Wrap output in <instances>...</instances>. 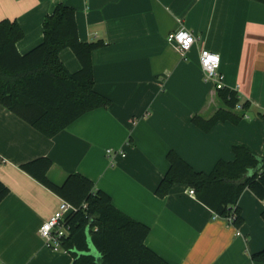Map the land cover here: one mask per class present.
Returning <instances> with one entry per match:
<instances>
[{"label": "crops", "instance_id": "1", "mask_svg": "<svg viewBox=\"0 0 264 264\" xmlns=\"http://www.w3.org/2000/svg\"><path fill=\"white\" fill-rule=\"evenodd\" d=\"M61 3L75 8L81 41H105L92 53L95 89L111 104L85 113L53 137L0 104V180L10 189L0 203V260L73 262L68 251L48 247L39 231L63 198L21 167L49 157L53 182L62 184L76 172L91 179L116 207L150 227L147 245L171 264H256L252 255L264 249V199L250 188L239 199L240 226L216 215L185 183L174 184L165 197L156 189L172 150L206 173L220 159L234 160L236 144L264 156V3L0 0V21L17 19L24 31L17 43L21 53L43 41L45 17ZM179 27L198 39L186 58L168 41ZM202 48L220 54L225 86L249 102L247 109L234 110L243 114L238 123L220 120L209 131L193 117L208 119L224 104L204 81ZM60 57L70 71L80 69L72 49ZM90 251L101 256L92 243Z\"/></svg>", "mask_w": 264, "mask_h": 264}, {"label": "trees", "instance_id": "2", "mask_svg": "<svg viewBox=\"0 0 264 264\" xmlns=\"http://www.w3.org/2000/svg\"><path fill=\"white\" fill-rule=\"evenodd\" d=\"M43 27V41L21 53L17 46L24 36L20 23L9 18L0 21V104L53 137L85 113L110 106L111 100L95 89L92 53L105 41L80 40L75 8L58 4L45 17ZM66 48L80 61L79 70L70 71L61 60ZM216 90L224 106L208 119L198 114L193 117L206 131L220 120L238 123L243 114L234 110L239 104L242 111L249 107L248 101H240L238 91L228 87ZM233 151L234 160L220 159L209 173L196 170L170 151V167L156 194L165 197L174 184L185 183L216 215L227 218L235 212L234 225L240 226L243 219L238 203L243 191L250 188L264 199V156L245 144L234 145ZM52 164L49 157H38L21 167L74 206L65 217L68 232L62 245L72 255V264H171L147 245V224L116 207L110 194L81 173L70 174L62 184L53 182L48 177ZM9 193L0 180V203ZM89 239L101 256L91 253ZM252 259L264 264V249Z\"/></svg>", "mask_w": 264, "mask_h": 264}, {"label": "built area", "instance_id": "3", "mask_svg": "<svg viewBox=\"0 0 264 264\" xmlns=\"http://www.w3.org/2000/svg\"><path fill=\"white\" fill-rule=\"evenodd\" d=\"M197 37L187 28L179 27L171 31L168 35V41L170 43H176L183 58L187 57V53L197 43ZM200 62L203 70V77L206 83H212V85L218 88H224L225 83L224 74L220 71L221 57L220 54L206 48H202L200 51ZM239 109L243 108L242 105L237 106ZM108 154L114 152L113 149H107ZM119 152L125 156L122 150ZM191 194H196L195 189H190ZM74 209V206L67 200L62 199L60 207L57 211L51 214L41 225L39 231L41 237L44 239L48 247L55 251H66L62 248L63 240L67 235L68 227L65 223L66 215ZM228 222L234 225L236 219V213L227 217ZM240 234L239 230H237ZM0 264H6L0 260Z\"/></svg>", "mask_w": 264, "mask_h": 264}, {"label": "rangeland", "instance_id": "4", "mask_svg": "<svg viewBox=\"0 0 264 264\" xmlns=\"http://www.w3.org/2000/svg\"><path fill=\"white\" fill-rule=\"evenodd\" d=\"M90 243H91V240H90Z\"/></svg>", "mask_w": 264, "mask_h": 264}]
</instances>
